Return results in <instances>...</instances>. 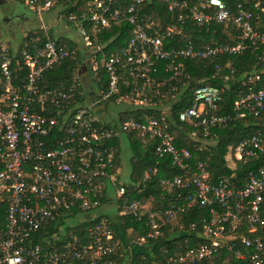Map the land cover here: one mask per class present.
<instances>
[{
	"label": "built area",
	"instance_id": "2783aa9c",
	"mask_svg": "<svg viewBox=\"0 0 264 264\" xmlns=\"http://www.w3.org/2000/svg\"><path fill=\"white\" fill-rule=\"evenodd\" d=\"M18 1L37 16L64 5L59 18L64 14L69 22L76 20L86 48L85 70L75 72L66 85H40L48 70L73 59L76 51L53 40L38 47L25 39L16 52L0 44V264H146V256L135 259L131 248L146 238H157L167 224L172 230L180 224L177 215L191 209L202 212L189 224V231L195 233L191 243L164 260L152 253L151 264H264V138L254 133L233 147L234 161L250 166L247 181L237 188L225 178L212 182L209 157L193 162L188 148L176 146L164 118L182 93L183 85L178 84L184 77L185 60L231 56L250 48L257 60L264 61V31L254 26L252 13L237 3L231 16L222 0H194L190 7L186 1L161 0L169 10L188 7L187 17L178 16L181 22L188 18L202 26L232 20L240 31L236 44L212 42L196 47L176 25L160 31L155 21L142 16L138 6L145 0H129L122 8L93 0L81 18L65 13V0ZM120 22L131 27L124 48L100 60L97 50L88 53L91 41L86 25L109 28ZM39 29L48 28L43 24ZM173 34H179L178 41ZM22 68L24 75L16 76V69ZM161 69L166 74L163 77L159 76ZM100 70L106 73L108 84L92 90V83L101 81ZM121 73L140 84L120 93ZM243 84L234 115H260L264 112V69L248 73ZM221 92L214 85H197L178 120L203 128L225 123L230 116L218 113ZM82 99L84 105L79 104ZM110 101L118 112L145 110V120L130 118L115 126L113 117L114 124L109 125L95 107ZM159 105H163L161 120L149 118L147 113ZM128 130L138 132L145 144L156 141L154 154L168 157L181 172L160 181L168 193L173 192L164 210L149 211L140 201L128 199L117 206L119 216L144 222L147 228L145 235L129 243L116 237L109 216L92 213L99 206L93 200L99 192L106 195L110 188L119 199L127 187L138 189L157 172L156 166L148 167L136 182L127 184L120 182L117 170L107 173L119 150L109 141ZM73 219L88 224L86 239L66 230L74 226ZM57 220L63 222L51 239L44 242L36 237Z\"/></svg>",
	"mask_w": 264,
	"mask_h": 264
},
{
	"label": "trees",
	"instance_id": "16d2710c",
	"mask_svg": "<svg viewBox=\"0 0 264 264\" xmlns=\"http://www.w3.org/2000/svg\"><path fill=\"white\" fill-rule=\"evenodd\" d=\"M65 1H68L69 4L65 9V13H75L77 18H81L83 13L88 12V3L93 0H76L75 4H73L74 2L72 0ZM176 1L179 3L186 1L189 7L194 4V0ZM222 1L231 11V16H233L235 5L241 3L252 13V22L254 26L264 31V0ZM103 2L105 4L110 3L112 8H122L129 3V0H103ZM138 9L142 16L150 17L151 20L155 21L160 31H164L169 26L173 25L181 28L184 34L187 35L196 47L212 42L236 44L240 41V31L234 26L232 20L229 22L211 23L202 26L194 24L189 21L188 18H185L183 22H181L178 20V16L182 14L187 17L189 14L188 7L184 9L172 8L169 10L168 4L161 0H145L138 6ZM86 32L91 41L90 47H93L95 51L97 50L95 54L98 60L119 51L118 49L125 45L131 37V27L125 22L115 23L109 28L96 27L95 29H91V26L86 25ZM178 36L179 34L172 35L175 39ZM24 40L25 39L20 43L23 44ZM26 40L28 42L32 41L38 47L46 40H53L67 49H74L76 51L73 59H67L59 66L48 70L45 73L44 79L40 81V85L46 84L49 87L66 85L71 82L75 72H83L85 70V56L82 57L83 51H86L85 46L84 49H82L81 47L70 44L63 35L58 37L54 36L51 28L46 30L38 28L31 29L27 34ZM118 43L119 47H116L115 44ZM258 54L261 55V50ZM256 56V54L251 53L250 48H246L241 54L231 56L219 55L215 58L206 60H185V67L183 70L184 77L180 80V84H178L179 86L183 85L182 93H180L177 96V100L168 107V114L164 117L168 122L169 131L175 138L176 146L188 148L193 155V162L198 159L205 160L209 157L208 164L212 182H217L219 179L225 178L229 180L233 187H242L248 179L250 166L247 163L234 161L232 149L240 139L248 135L258 133L264 138V112L258 116L247 115L237 118L233 111L235 101L245 90L243 81L246 75L252 71L264 69V61L257 60L258 58ZM13 67L15 66L13 65L12 68ZM231 71L233 72L232 74L230 73ZM24 72V68L19 70L16 69L15 75L21 77L24 75ZM165 75L166 74L161 69L159 76L163 77ZM98 76L101 81L96 85L92 83V90H95L99 86L104 89L106 88V84H108L109 79L106 77V73L103 70H100ZM120 77L121 79L118 84L120 93L127 92L135 87L136 84H140L139 81L135 82L128 73H121ZM125 81L127 84L124 83ZM199 84L214 85L222 88L218 113L228 114L230 116L228 121L219 125L203 128L192 127L178 120V113L190 104L192 89ZM111 100L113 101V99ZM112 101L102 104H104L105 108L112 109L114 108L111 103ZM85 102L86 101L82 99L79 104L84 105ZM162 108L163 105L152 107L147 115L151 119L160 121L161 117H159V112ZM144 114H146L145 110H124L120 111L115 116V120L117 122L119 120L118 124L130 118L137 121H144ZM116 121L115 126H117ZM122 134L125 135L127 142H130L129 145L133 153V157L131 158L130 182H136L142 172L148 167L156 166L157 172L138 189L132 188L131 186L127 187L125 195L119 199L116 198L117 206L128 199L140 201L144 206L145 203H148L145 208L147 207L146 209L149 211L155 209L164 210L169 200L173 197V192L168 193V190L162 187L160 181L175 174H180V170L172 165L168 157L159 158L154 154L156 141L151 140L150 143L145 144L144 140L136 131L128 130L122 132ZM109 144L118 148V138L110 140ZM227 156H229V158ZM119 165L120 159L118 151L115 154L112 166L106 168L107 173H115L120 167ZM93 200H96L99 206L105 202L108 204L112 202V199L107 198V194L105 195L104 191L96 194ZM117 211L118 209L115 211V216L103 212V214L109 216L112 229L115 231L116 235L117 233L119 235L123 234L125 241L129 243L146 234L147 228L144 226V222L136 221L132 217L119 216ZM201 213L199 209H191L184 214H178L177 219L180 222L179 225H175L173 229L170 230V225L167 224L162 229V234L160 236L154 239L146 238L142 245L140 244L133 247L134 250H136V253H133L135 259H140L141 255H145L147 258L146 264H151V250L152 253L156 255L157 259L162 258L161 260H164L165 257L175 253L177 249H182L186 243H191L190 239H193L195 233L189 231V224L196 222V217L201 215ZM115 219L116 223L114 226ZM96 220L98 219L94 221ZM62 222V220L52 221L49 226L40 230L36 237L46 242L51 239L53 234L60 231ZM73 224V227L67 228L66 230H72L76 236L79 235V237L86 239L87 235L84 233L88 224L75 219ZM116 224L119 225L118 228ZM116 237L119 239L118 235ZM121 250L124 254L128 255V251L124 247Z\"/></svg>",
	"mask_w": 264,
	"mask_h": 264
},
{
	"label": "rangeland",
	"instance_id": "374dc122",
	"mask_svg": "<svg viewBox=\"0 0 264 264\" xmlns=\"http://www.w3.org/2000/svg\"><path fill=\"white\" fill-rule=\"evenodd\" d=\"M75 4L76 0H72ZM65 9L67 6H69L68 1L65 2ZM12 6L13 9L15 10L16 13H20L22 14L24 17H27L28 19H26V22H23L22 24L16 20V18L11 16V11H14L10 8H8V6ZM64 10V5H58L57 8L52 9L50 12L48 13H44L41 16H37L34 12H32L31 10H29L28 8H26L23 3L21 1L18 0H6V3L3 4L0 7V17L4 16L7 17V19L9 20H1L0 19V44L1 45H7L10 46L11 49H13V51L16 52V49L20 46V42L23 39H26L24 36L31 30V29H36L39 27H42L43 24L45 25V27H47L48 29H52L53 30V34L54 36L58 37V36H62L64 35L67 40L69 41L70 44H73L77 47H81L82 49H84V41L82 40V37L80 36L78 30H77V26H76V20L75 21H68L67 19H65L64 14H61V18H59V10ZM14 12V13H15ZM74 17L76 18V14L74 13ZM25 21V20H23ZM126 45V44H125ZM125 45H123L122 47H120V49H122ZM116 47H119V43L115 44ZM118 49V50H120ZM88 53H95V49L93 47H88ZM82 57L85 56V52L83 51L82 53ZM93 88V86H92ZM96 93V92H95ZM108 120V119H107ZM116 121V120H115ZM117 122V121H116ZM118 123V122H117ZM125 138V140L123 139L122 144H121V150H123L121 152V168L124 170L126 167H128V169L130 170V166H131V162L129 161V154L126 150H124L125 148L129 149V145L127 146V139L125 137L124 134L120 133L118 141H119V146H120V139L121 138ZM229 158V156H227ZM120 175V174H119ZM129 175V173H128ZM119 180L121 183L127 184L128 182L131 181L130 177L128 178L127 176H125L124 171L122 172V174L119 176ZM109 193V199H112L111 203H106V204H102L98 207H96L95 209L92 210L93 214H97V213H106V214H110L111 212L116 211V207H117V201L115 199V193L112 189L108 188L107 190V194ZM148 203H145V206H147ZM147 208V207H146ZM77 220L82 219L81 216L79 215H75ZM74 222V219H73ZM121 237L124 236L123 234L120 235ZM151 254H152V250H151Z\"/></svg>",
	"mask_w": 264,
	"mask_h": 264
},
{
	"label": "crops",
	"instance_id": "0c3cea01",
	"mask_svg": "<svg viewBox=\"0 0 264 264\" xmlns=\"http://www.w3.org/2000/svg\"><path fill=\"white\" fill-rule=\"evenodd\" d=\"M24 22H26V21H24ZM165 108H166V106H165ZM95 110L97 111V113H99L100 118L102 120L108 121V124L109 125H113L114 124V123L111 122V120H114L113 117H115L119 113L117 109H115V108L108 109V108H105L104 105L96 106L95 107ZM117 138H119V136ZM123 139L125 140V138H123V137L120 139V146H118V149H119L118 150L119 151V159H120V165L119 166L120 167L118 168L117 173L121 175L122 172L124 171L125 176H127L129 178L130 177L131 166H130V170L128 169V167H126L124 170L121 168V152L123 151V150H121V144H122ZM129 144H130V142L127 143V146ZM128 148L129 149L125 148L124 150H126L128 152V154L130 155L129 156V161L131 162V158L133 157V153H132V149L130 148V145H129ZM128 173H129V175H128ZM119 176H118V178H119ZM108 197H109V195L107 194V198ZM115 199H116V196H115ZM103 204H105V203H103ZM115 214H116L115 211L110 213L111 216H115ZM115 223H116V219L114 221V226H115ZM116 227L118 228L119 225L116 224ZM121 239L123 241H125V237L124 236H122ZM133 247L131 248L130 251H131V253H136V250H134Z\"/></svg>",
	"mask_w": 264,
	"mask_h": 264
},
{
	"label": "flooded vegetation",
	"instance_id": "af4514ba",
	"mask_svg": "<svg viewBox=\"0 0 264 264\" xmlns=\"http://www.w3.org/2000/svg\"><path fill=\"white\" fill-rule=\"evenodd\" d=\"M5 3H6V0H0V7H1L3 4H5ZM8 8L14 10L13 7L10 6V5L8 6ZM14 12H15V10H14V11H11V16L14 17V18H16V20L19 21L21 24L24 22L23 20L26 21V19H28L27 17H24L22 14H20V13H16V12L14 13ZM0 19L3 20V21H5V20H6V21L9 20V19H7V17H4V16H1Z\"/></svg>",
	"mask_w": 264,
	"mask_h": 264
},
{
	"label": "clouds",
	"instance_id": "9594fccd",
	"mask_svg": "<svg viewBox=\"0 0 264 264\" xmlns=\"http://www.w3.org/2000/svg\"><path fill=\"white\" fill-rule=\"evenodd\" d=\"M117 235L119 236V238H121V236L117 233Z\"/></svg>",
	"mask_w": 264,
	"mask_h": 264
}]
</instances>
